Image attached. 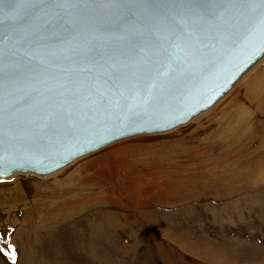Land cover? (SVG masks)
<instances>
[{
    "label": "water",
    "instance_id": "95a60500",
    "mask_svg": "<svg viewBox=\"0 0 264 264\" xmlns=\"http://www.w3.org/2000/svg\"><path fill=\"white\" fill-rule=\"evenodd\" d=\"M262 12L259 0L6 6L0 182L47 177L125 139L186 126L263 60Z\"/></svg>",
    "mask_w": 264,
    "mask_h": 264
},
{
    "label": "rangeland",
    "instance_id": "374dc122",
    "mask_svg": "<svg viewBox=\"0 0 264 264\" xmlns=\"http://www.w3.org/2000/svg\"><path fill=\"white\" fill-rule=\"evenodd\" d=\"M263 116L264 65L182 136L113 145L65 176L0 182V236L16 264H264ZM0 264L13 262L0 253Z\"/></svg>",
    "mask_w": 264,
    "mask_h": 264
},
{
    "label": "bare ground",
    "instance_id": "6f19581e",
    "mask_svg": "<svg viewBox=\"0 0 264 264\" xmlns=\"http://www.w3.org/2000/svg\"><path fill=\"white\" fill-rule=\"evenodd\" d=\"M262 65H264V58H263V60H261V62H259L256 66H254L250 71H248V73L235 85V87H233V89L228 93V95H226L224 98H222L214 107H212L210 110H208V111H206V112H204V113H202L201 115H199V116H197L194 120H192L189 124H187L186 126H184V127H179V128H176V129H174V130H172V131H168V132H165V133H156V134H147V135H143V136H137V137H133V138H128V139H125V140H123V141H120V142H117V143H115V144H112V145H110V146H108V147H106V148H104L103 150H106L107 148H109V147H111V146H113V145H116V144H121V143H125V142H129V141H131V140H133V139H138V138H140V137H145V136H156V135H164V134H169V133H172V132H175V131H178V130H181V129H183V128H186V127H188V126H190L191 124H193V122H196V121H198V120H201V119H203V118H205L206 116H208V115H210L212 112H215L216 110H218L221 106H223V105H227L228 103H229V101L231 100V99H233V97H236L237 96V94H238V92H239V90H241V88L247 83V82H249V80H250V78H251V76H253V74H255V72H257L259 69H260V67L262 66ZM258 114H260V112H258ZM263 114V113H262ZM261 114V115H262ZM255 116V115H254ZM257 117V116H256ZM262 117V116H261ZM264 117V116H263ZM259 121L261 122V119L259 118ZM262 122H264V121H262ZM256 123V122H255ZM259 123V122H258ZM258 125V124H257ZM258 127V126H257ZM256 127V128H257ZM260 127V126H259ZM256 128H255V131H256ZM260 136V135H259ZM254 139V138H253ZM103 150H101V151H103ZM101 151H99V152H101ZM98 153V152H97ZM96 154V153H95ZM89 156H91V155H89ZM89 156H86V157H84L83 159H85V158H88ZM83 159H80V160H78V161H76L75 163H73L71 166H69V167H66V168H64V169H62V170H60V171H58V172H56V173H54V174H51V175H49V176H47V177H40V176H38V177H40V178H52V177H54V178H56V177H58V176H65L66 174L68 175L69 173H72L73 171H71V168L75 165V164H78V162H79V164H80V162H82V160ZM182 161V160H181ZM264 164V160H263V162H261L259 165H258V167H260L261 165H263ZM86 167V170H89L90 169V167H88L87 168V166H85ZM84 167V168H85ZM81 171H82V169H81ZM173 171H175V169L173 170ZM247 170H245V172H246ZM175 172H177V171H175ZM179 172H182V171H179ZM224 173H226V172H224ZM168 174H171V172L170 173H168ZM174 174H177V173H174ZM193 174V173H192ZM195 174V173H194ZM21 175V174H20ZM24 175V174H23ZM125 175V174H124ZM173 175V174H172ZM243 175V174H242ZM244 175H245V173H244ZM33 176H36V175H33ZM123 176V175H122ZM246 176H247V173H246ZM199 177V176H198ZM185 178V177H184ZM203 178V177H202ZM220 178V177H219ZM57 179H59V178H57ZM60 179H61V177H60ZM85 179V178H84ZM169 179V178H168ZM167 179V180H168ZM179 180V179H178ZM225 180V179H224ZM172 183H174V184H177V183H175L176 181H171ZM170 182V183H171ZM178 182H180L179 183V185H181V180L180 181H178ZM186 182V181H185ZM185 182H184V184H185ZM187 182H188V180H187ZM221 182H223V181H221ZM165 183H166V180H165ZM169 183V184H170ZM205 183V182H204ZM224 183V182H223ZM61 184V183H60ZM168 184V183H167ZM182 184H183V181H182ZM207 184V183H206ZM205 184V185H206ZM173 185V184H172ZM200 185V184H199ZM203 185V184H202ZM202 185H200V186H202ZM168 186V185H167ZM166 186V187H167ZM184 186V185H183ZM186 186V185H185ZM56 187H58V186H56ZM55 187V188H56ZM169 187V186H168ZM195 187L197 188V185H195ZM59 188V187H58ZM57 188V189H58ZM180 188V187H179ZM179 188H173V190H175V189H179ZM56 189V190H57ZM63 189H64V187H63ZM170 189H171V187H170ZM69 190V189H68ZM76 190V189H75ZM79 190V189H78ZM183 190V189H182ZM64 191V190H63ZM70 191V190H69ZM77 191V190H76ZM181 191V190H180ZM56 192V191H55ZM58 192V191H57ZM65 192V191H64ZM66 192H67V190H66ZM65 192V193H66ZM72 193H74V190H72L71 191ZM59 193H60V191H59ZM64 194V193H63ZM69 195V194H68ZM82 195V194H81ZM80 195V196H81ZM78 195H76V197H77ZM59 196H57V198H58ZM61 197H62V195H61ZM70 197V196H69ZM83 197H84V195H83ZM60 198V197H59ZM82 198V197H81ZM81 198H80V200H81ZM55 199H56V196H55ZM77 198H75V200H76ZM79 199V198H78ZM77 199V201L79 202V200ZM62 200V199H61ZM71 200V199H70ZM69 200V201H70ZM91 200V199H90ZM68 201V202H69ZM76 201V202H77ZM66 202H67V200H66ZM71 202V201H70ZM69 202V203H70ZM101 202V201H100ZM59 203V202H58ZM62 203V202H61ZM63 203H65L64 201H63ZM96 203V202H95ZM60 204V203H59ZM59 204H58V206H59ZM67 204V203H66ZM63 206V205H62ZM80 206V205H79ZM73 207H75V206H73ZM73 207H71V208H73ZM107 207V206H106ZM64 208V207H63ZM69 208V207H68ZM83 210V209H82ZM37 211V210H36ZM73 211V210H72ZM75 211V210H74ZM77 211V210H76ZM84 211V210H83ZM33 212V211H32ZM75 213V212H74ZM27 215V214H26ZM37 215V214H36ZM29 218H30V216H29ZM59 218V217H58ZM70 218V217H69ZM74 218V217H73ZM29 220V219H28ZM24 221V220H23ZM113 241V240H112ZM115 242V241H114ZM129 242V241H128ZM130 245V244H129Z\"/></svg>",
    "mask_w": 264,
    "mask_h": 264
},
{
    "label": "snow or ice",
    "instance_id": "6c2138e0",
    "mask_svg": "<svg viewBox=\"0 0 264 264\" xmlns=\"http://www.w3.org/2000/svg\"><path fill=\"white\" fill-rule=\"evenodd\" d=\"M44 2V0H0V17L3 16L5 12V7L7 6V11L12 13L16 10V6L23 3H36ZM50 3H61L66 4L71 2V0H47ZM206 6H210L214 3L220 2V0H203ZM246 2H252V0H246ZM261 5H264V0H259ZM261 24L264 25V12L261 15ZM17 249L9 242L7 235L0 236V253L9 256L13 264H16V253Z\"/></svg>",
    "mask_w": 264,
    "mask_h": 264
}]
</instances>
